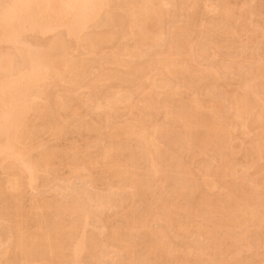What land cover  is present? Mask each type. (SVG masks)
<instances>
[{
    "label": "bare ground",
    "instance_id": "6f19581e",
    "mask_svg": "<svg viewBox=\"0 0 264 264\" xmlns=\"http://www.w3.org/2000/svg\"><path fill=\"white\" fill-rule=\"evenodd\" d=\"M258 1H203L199 22V0H0V264H228L264 247V183L231 161V127L262 128L235 166L264 181V22L238 36Z\"/></svg>",
    "mask_w": 264,
    "mask_h": 264
},
{
    "label": "rangeland",
    "instance_id": "374dc122",
    "mask_svg": "<svg viewBox=\"0 0 264 264\" xmlns=\"http://www.w3.org/2000/svg\"><path fill=\"white\" fill-rule=\"evenodd\" d=\"M199 1L201 2V7H202V11H203V12H201V10H200V11L198 12V18L201 17V19L199 18L198 21L201 22L202 20L207 19V17H210L212 13H211V12H208V13L205 14V8H204L205 6H204V5H205L206 2H208V0H207V1H206V0H203L204 2H203L202 0H199ZM243 1H244V0H243ZM246 1H247V4H246V5H248V6L253 7L252 5H258V4H257V0H246ZM252 1H254V2H252ZM202 2L204 3V5H203ZM209 2H213V3H214V2H217V0H214V1H213V0H211V1L209 0ZM209 2H208V3H209ZM248 2H249V3H248ZM255 2H256V3H255ZM258 2H259V1H258ZM260 2H263V3H264L263 0H260ZM260 2H259V3H260ZM199 4H200V3H199ZM261 4H262V3H260L259 5H261ZM202 5H203L204 7H203ZM198 6L200 7V5H198ZM201 7H200V8H201ZM257 7H259V6H257ZM261 7H264V4H262ZM203 9H204V10H203ZM176 11H177V10H176ZM179 11H180V10H179ZM179 11L176 12L177 14L175 13V14H176V18L173 19V20H175V21H179V20H180V19H179V18H180V17H179ZM180 13H181V11H180ZM201 14H202V15H201ZM203 14H205V16H204ZM258 14H259V12L257 13V15L255 14V15L248 16V17H247V20H246V21L244 22V24H243V26H244V27H243V30L241 31L240 34H238V36L240 37V40H241V38H243V41H245L246 36H247L248 33H249V32H247V31H250V28H253L254 26H257V25L261 24L262 22H264V14H263V13H262V14L260 13L259 15H258ZM180 15H181V14H180ZM206 15H210V16H207V17H206ZM177 16H178V17H177ZM203 16L205 17V19H204ZM258 16H259V17H258ZM253 17H255V18H253ZM250 18H251V19H250ZM252 18H253V20H252ZM256 18H257V20L255 21ZM177 19H178V20H177ZM248 19H249V20H248ZM261 19H262V21H259V20H261ZM200 20H201V21H200ZM205 21H206V20H205ZM202 22H204V21H202ZM255 22H256V24L253 25ZM173 23H175V22H173ZM179 23H180V21H179ZM248 23H249V24H248ZM258 23H259V24H258ZM176 25L178 26L179 24L176 23ZM249 25H250L251 27H249ZM263 25H264V24H263ZM245 26H246V27L248 26L247 29L245 28ZM260 26H261V25H259L258 27H260ZM196 28H197L196 30H198V27H196ZM244 28H245V29H244ZM245 33H246V34H245ZM242 34H244V35L241 36ZM45 36H47V35H45ZM45 36H44V38H45ZM49 37H50V36L48 35V37H46V38H49ZM239 37H238V39H239ZM238 39H237V41H239ZM243 41H242V40L239 41L240 44H241ZM259 41L262 42V43L264 44V42H263V41H264V38H263V40H262V38H261V40L259 39ZM259 41H258V43H259V44H262V43H260ZM239 42H238V43H239ZM258 43H257L256 47H259L260 50L262 49V51H259V52H263V48H262L263 45L260 47V45L258 46ZM256 47H255V48H256ZM255 48H254V50H255ZM259 48H258V50H259ZM252 50H253V49H252ZM255 51H257V49H256ZM259 52H258V53H259ZM219 53H221V52H219ZM258 53H257V54H258ZM260 55H263V53H261ZM260 55L258 54V57H259ZM261 57H264V56H261ZM259 61H262L261 63L264 64L263 58H262V60H261V58L259 57ZM228 77H229V78H228ZM228 77H227V76L220 77L222 80L219 78L220 80L218 79L217 82L215 83L216 85L220 84V85L217 86V87H218V88H225V89H227V90H229V88H234V87L236 88V84H234L235 86H234V85H231L232 83H235V82L232 81V79L235 81V80L237 79L236 75L233 76V75L231 74V77H230V75H229ZM234 78H235V79H234ZM228 79H229V82L226 81V80H228ZM230 80H231V81H230ZM219 82H220V83H219ZM227 82L231 85V87H230L229 84H227ZM223 83H225V84H223ZM222 85H223L224 87H223ZM221 86H222V87H221ZM233 86H234V87H233ZM230 90H231V89H230ZM263 120H264V119L262 118V121H263ZM238 127H239V128H237V126H236V129H237V130H234L235 128L231 127V134L233 133L234 136H235V134H237V135L235 136V138L237 137V140H239L238 142L241 143V144L236 143L237 140L233 138V135H232V139H234V141L231 140V142H232V144H233V143L236 144L237 147H238V145H240V148H239V149L237 148V150H236L237 153L235 152L236 154L233 153V154L236 155V156H233L232 153H231L230 156H233V158H232V157H230V158H232L231 161H232V163H234V164H233V172H234V169H235V168H236L237 171H238V167H239V171L237 172V171L235 170V174H237V173H241V175H240V174H238V175H234L233 172H232V173H227V175L229 174V176H228L229 178L227 177V175H225V176H226L225 180L223 179V181H219V183L215 185L216 187H215V188L213 187L214 189L212 188L211 191L216 190V192H211V193H213L212 196H214V197H215V196L217 197V195H218V197H219V195H220V194H219V193H220L219 188H217V187H219L218 185L221 184V182H222L223 185H228V186L230 185V186H231V185L234 184V182H235L236 184H237V182H239V181H238V180H239V179H238L239 177H241L240 180H243V179H244V180H250V179H253L252 176L255 177L254 179H256V180H257V178L262 179V176H261L262 174H260V173H257V174L254 173V174H252V173H253V170H254V169H252V167H253L252 165H249V164L246 165V164H245V166L242 167V166L244 165V161H245V159H244V158H239V157H242V156H243V154H242V150H243L244 148H248V147L252 144L253 141H251V140L255 139V141H256V140L259 141V139L262 138V134L260 133V132L262 131V128L257 129V130H251V132L254 131V132H252V133H251L250 130H249V134H248L247 132L243 134V132L240 131V130H241L240 126H238ZM236 131H237L239 134L242 133L241 135H244V136H241V135L239 136V134L236 133ZM255 131H256V133H255ZM258 132H259V133H258ZM250 133H251V134H250ZM254 133H255V134H254ZM257 133H258V134H257ZM252 134H253L254 136H256V135H259V136H257V137H253ZM260 134H261V136H260ZM247 135H248V136H247ZM251 135H252V138H250ZM238 137H239L240 139H238ZM244 138H245V139H244ZM258 138H259V139H258ZM247 139H249V140L247 141ZM250 139H251V140H250ZM240 141H241V142H240ZM246 141H247V142H246ZM260 141H261V140H260ZM242 142H244L245 144L242 143ZM246 144H247V146H246ZM248 144H250V145H248ZM244 146H245V147H244ZM240 152H241V153H240ZM239 153H240V154H239ZM237 154H238V155H237ZM239 155H240V156H239ZM238 156H239V157H238ZM236 157H237V160H236ZM234 158H235V159H234ZM240 159H241V160L244 159V160L241 161ZM233 160H234V161H233ZM235 160H236V161L239 160V161H238V162H235ZM200 161H201V160H200ZM239 163H241V164H243V165H241V166H237V167H236L235 165H239ZM245 163H246V162H245ZM234 167H235V168H234ZM246 167L249 169V171H247L248 169H247ZM240 168H241V169H240ZM244 168H246V169H244ZM253 168H254V167H253ZM243 169H244V170H243ZM242 171H245V172L242 173ZM232 174H233V175H232ZM242 174L244 175V177L249 176V174H251V175H250V177H248V178H249V179H248L247 177L244 178ZM239 175H240V176H239ZM256 175H258V177H256ZM225 176H224V177H225ZM236 176H237V177L239 176V177L237 178ZM260 176H261V177H260ZM224 177H223V178H224ZM234 178L237 179V180H235ZM233 179H234V180H233ZM254 179H253V180H254ZM260 179H259V180H260ZM259 180H257V181H258V184H260V186H262L261 183H264V181H263V180H260V181H259ZM232 181H233V182H232ZM257 181H256V182H257ZM225 182H226V183H225ZM240 182H241V181H240ZM245 182H246L247 184H249V182H247V181H245ZM58 183L61 184L60 181H58ZM227 183H228V184H227ZM246 183H245L246 190H247L248 188H252V185H251V184L246 185ZM53 184H54V182H53ZM53 184H52V185H53ZM59 184H57V185H59ZM222 184H221V185H222ZM50 185H51V183H50V184H47V186H50ZM52 185H51L50 187H53V188H54V185H53V186H52ZM249 186H250V187H249ZM55 188H56V187H55ZM216 188H217V189H216ZM46 189H47V190H46ZM46 189H45V190H46L47 192H46L45 190H41L40 195H42V193H43L42 196H50V194H52V192H51L52 189L50 190V189L47 188V187H46ZM248 190H249V189H248ZM215 193H216V194H215ZM38 194H39V193H38ZM249 227H250V226H249ZM157 228H158V227H157ZM251 228H252V229H249V228H248V229L251 230V231H253V230L255 229V226H251ZM179 239H180V238H179ZM263 240H264V239H263ZM260 241H262V240H260ZM253 244H254V243H252V245H253ZM256 244H257V245H256ZM259 244L261 245V243H259ZM259 244H258L257 242H255V244H254V246H255V245H256V246H255V248H253L252 250L257 249V250H255V253H254L252 250H248V251H246V250H244V248H243V250L241 249V252H240V251H238V250H240V247H237V246H235V248H239L238 250H236L237 252L234 251V247L231 248L233 251H232V250H228V253H229L230 251L232 252L231 255H227L228 253L225 254V256L227 255V257H225V258H226V259H228V258L230 259V260L228 259L229 261H228L227 263L230 264V262H231V263L234 264V263H236V261H242V260L244 261V260L248 259L249 257H251L250 255L247 256L248 254H251V255H252V260H253L254 264H257L258 261L261 262L262 259H260V257H261V258H264V257H263V256H264V250H263L264 247H263V245L259 246ZM254 246H253V247H254ZM258 246H259V247H258ZM259 248H262V249L259 250ZM261 250H262L263 252H262ZM251 251H252L253 253H251ZM259 251H260V252H259ZM239 252H240L241 255L239 254ZM237 253H238V254H237ZM246 253H247V254H246ZM232 254H233V256H234V255H235V256L238 255V256H237V257H235V256L233 257ZM262 254H263V255H262ZM243 255H244V256H243ZM255 255H257V257L259 256V257L257 258L258 260H256V256H255ZM261 255H262V256H261ZM229 256H230V257H229ZM253 256H255V258H254ZM239 258H242V260H240ZM243 258H244V259H243ZM235 259H236V260H235ZM232 260H233V262H232ZM234 260H235V261H234ZM254 260H255V261H254ZM256 261H257V262H256ZM259 262H258V264H264V259H263L262 263H259Z\"/></svg>",
    "mask_w": 264,
    "mask_h": 264
}]
</instances>
